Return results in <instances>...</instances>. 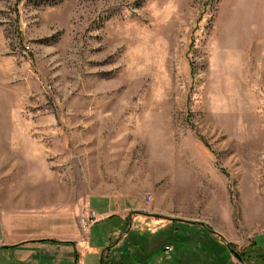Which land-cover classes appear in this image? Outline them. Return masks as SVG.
Returning a JSON list of instances; mask_svg holds the SVG:
<instances>
[{
    "label": "rangeland",
    "instance_id": "obj_1",
    "mask_svg": "<svg viewBox=\"0 0 264 264\" xmlns=\"http://www.w3.org/2000/svg\"><path fill=\"white\" fill-rule=\"evenodd\" d=\"M90 199L128 208L99 250L240 264L227 244L264 234V0H0V213L81 223Z\"/></svg>",
    "mask_w": 264,
    "mask_h": 264
},
{
    "label": "crops",
    "instance_id": "obj_2",
    "mask_svg": "<svg viewBox=\"0 0 264 264\" xmlns=\"http://www.w3.org/2000/svg\"><path fill=\"white\" fill-rule=\"evenodd\" d=\"M115 204L118 208L96 213L87 230L73 215L0 213V264H134V257L139 258L131 252L123 257L120 250H99L126 221L120 212L128 208L120 209L118 201ZM93 206L90 199L89 209ZM109 220V234L101 235L100 225ZM243 249L248 251L249 260L238 259L240 264H253L257 256L264 257V234L255 236Z\"/></svg>",
    "mask_w": 264,
    "mask_h": 264
},
{
    "label": "trees",
    "instance_id": "obj_3",
    "mask_svg": "<svg viewBox=\"0 0 264 264\" xmlns=\"http://www.w3.org/2000/svg\"><path fill=\"white\" fill-rule=\"evenodd\" d=\"M178 221V220H176ZM205 229L212 232L207 226H205ZM227 248L232 251L233 255L239 259L240 261H248L249 260V254L246 249H243V251H238L237 245L234 243H228Z\"/></svg>",
    "mask_w": 264,
    "mask_h": 264
},
{
    "label": "built area",
    "instance_id": "obj_4",
    "mask_svg": "<svg viewBox=\"0 0 264 264\" xmlns=\"http://www.w3.org/2000/svg\"><path fill=\"white\" fill-rule=\"evenodd\" d=\"M96 219V211L95 210H91L90 213H89V216L87 217H82L81 218V223L84 227L87 226V228L89 227V225L91 224V222L93 220Z\"/></svg>",
    "mask_w": 264,
    "mask_h": 264
}]
</instances>
